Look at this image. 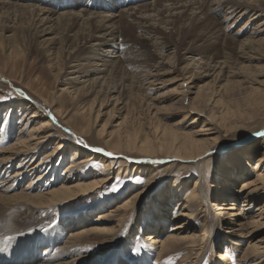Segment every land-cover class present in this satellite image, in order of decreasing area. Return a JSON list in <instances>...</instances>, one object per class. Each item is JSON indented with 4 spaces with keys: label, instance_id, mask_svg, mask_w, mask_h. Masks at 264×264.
I'll return each mask as SVG.
<instances>
[{
    "label": "rangeland",
    "instance_id": "obj_1",
    "mask_svg": "<svg viewBox=\"0 0 264 264\" xmlns=\"http://www.w3.org/2000/svg\"><path fill=\"white\" fill-rule=\"evenodd\" d=\"M150 2L153 0H142L139 3L133 1V4H123V6L119 4L118 14L133 5L138 6ZM262 2L264 3V0ZM213 16L218 17L215 14ZM153 23L156 26L159 25L157 20ZM240 25L241 23H238L237 27ZM142 33L145 34L141 31L136 34L140 43L135 45V49L149 51V58L147 62L139 64V67L135 66L134 60H131L132 52L135 49L121 48L122 50L116 53L115 48L106 47L105 52L109 51L106 57H109L110 54L112 56L110 60L118 59L117 56H123L124 65L129 64L125 70L130 75L140 77L139 80L142 81L144 89H147L146 95L137 92L131 99L123 100L124 98L121 97L118 100L117 92H109V89L114 86H116L114 90L117 89V82L115 81L113 84L101 82L100 86L96 87V91L100 92L99 100H103V106L100 108L98 106L100 102L97 100L92 115H96L93 114L94 111L100 108L99 118L96 122L93 121L95 123H92L91 130L87 135H81V128L87 125L88 118H92V116L86 113L84 121L81 116L76 115H81L83 109L89 107L94 95L88 91V83L84 84V79L73 86H70L72 84H63L65 63L68 61L63 59V55L58 60H52L53 56L49 53L43 54L42 47L29 53L28 44L24 43L20 44L24 49L23 54L17 57L10 54L8 57L7 50L0 48V74L2 73L6 78L0 79V146L4 149L10 147L12 142H15L16 138L23 134L21 131H26L23 128L32 129L47 118L52 123L47 130L52 129L54 135L46 149L38 153L31 163L25 161L20 168V161L16 160L13 163L15 169L20 170L19 173H21L16 187L18 188L20 185H22V189L25 187L34 189L35 187L33 193H36L37 189L45 192L46 187H59L65 182L72 184L81 179L93 181L97 175L102 173L103 177L109 176H106L107 180L101 182L97 190L83 194L73 201L58 204L55 209L45 212L47 218L45 220L48 221L36 226L34 231H29L25 241L20 242L30 244L32 240L28 237H35L38 232L59 229L63 233L60 246L55 247L54 250H51V247L47 248L50 249L47 253L53 254L55 250L64 246L70 238V232L75 229L108 223L110 226L116 227L115 234H118V239L116 243L109 245L110 248L103 255H100L104 247L102 241L108 235L89 234L84 236V241L77 242V246L75 245V251H82L81 253L86 258L91 256L90 258L93 259L91 264H190L192 257L196 254H201L196 264H245L241 260L243 251L254 243L262 246L264 244V188H260L257 195L251 198L239 196L245 184L257 180L258 172L264 173V167L260 171L254 168L259 159L264 158V135H256V133H264V102L252 104L249 101L251 85L248 82H243L241 87L229 91L226 88L219 89L207 85L212 77L205 76L204 78L207 72L200 68L201 65L196 60H191L192 56H189L188 60H178L180 53L176 48L171 46L155 49L142 37ZM10 57L11 59H9ZM262 61L254 64L262 67L264 60ZM147 72L153 74L146 77L144 75ZM259 78L264 80L262 76ZM33 82L36 85L33 86ZM70 87L72 89L81 87L82 91L74 95ZM126 88L130 90L128 85ZM198 88L203 89L201 92L205 96L200 98L198 103L200 109L198 112H192L191 117L187 114L190 112L189 109L194 102L193 99L197 95ZM39 91L46 92V98L51 97L52 100L63 94V100L67 103L64 109L67 112L62 117H58L54 109L45 106L44 100L39 96ZM106 94L108 96L105 100ZM203 99L205 100L203 101ZM28 102L34 106L29 108L26 106ZM83 106L84 108H82ZM35 108L45 116H32L36 111ZM228 108H231L236 114H227ZM112 112L113 115H110ZM164 124L165 127L192 130V132L200 131L207 124L215 131L209 135L202 134L199 137L205 139L218 137L216 145L202 160L203 162L197 165L192 160H175L161 154L149 156L141 155L138 151L118 152L111 149L106 135L100 136L98 133L103 125L108 132L122 131L123 128L125 130L129 126L132 130L139 131L142 137L145 133L155 137L161 135L160 131L164 128ZM59 141H62L61 143L65 146L64 151L56 155L53 160L45 161V164L39 168L43 154L53 152ZM79 141H83V143H79ZM76 145H80L84 149L81 154L82 158L85 157V153L93 152L96 148L104 149V152L97 153L108 159L111 169L105 166L103 159L96 158L81 164L73 172L66 171L72 164L73 149ZM108 152H112L114 155L108 156ZM32 163L34 164L31 165ZM152 168L155 170V175L147 176V170ZM68 174L70 176L66 179ZM234 178L238 179V183L232 185L231 179ZM149 179L152 180L148 185ZM175 180L183 184L180 187L182 192L180 191V195L174 200H170L172 198L170 189ZM196 181L200 197L196 201L186 202V196L189 194L188 189L192 188ZM12 182L1 183L0 191H4V188ZM231 185L233 189H227ZM256 185L262 187L259 183ZM43 188L44 190H42ZM113 188L117 190L113 191ZM135 191L141 192V196L137 198V203L130 211L129 217L121 225L117 220L119 219L117 213L106 218L100 217L116 210ZM13 192L15 191L9 193ZM181 198L182 201L179 203ZM224 199H229L228 202H236L237 208L224 210V214L220 215L216 202H222ZM173 203H178V205L174 206ZM182 203L184 204L180 206ZM186 205L188 206L186 210L192 212L193 216L180 218L182 209ZM16 207L12 211L13 214L16 213L15 211L22 212L27 208L26 205L22 207L16 205ZM82 213H85L86 216L80 224L79 219ZM183 219L190 225V229H184V234L188 232L200 234L204 229L206 230L205 240L202 242L204 249L195 250L193 254H190L186 249L169 252L164 254L161 260H157V253L151 252V245L145 239L146 235L154 230L161 233L163 231L161 229L164 228V232L161 234L163 236L171 231L174 224L183 221ZM241 221L248 223L249 232L247 231L246 236H243L242 241H239L241 242L240 246H234L232 242L237 239V236L232 233L231 226L234 225L237 229L236 224ZM45 249L46 247L43 245L37 259H30L28 262L23 260V264H39ZM87 263L84 261L81 264ZM262 264H264V260Z\"/></svg>",
    "mask_w": 264,
    "mask_h": 264
},
{
    "label": "bare ground",
    "instance_id": "obj_2",
    "mask_svg": "<svg viewBox=\"0 0 264 264\" xmlns=\"http://www.w3.org/2000/svg\"><path fill=\"white\" fill-rule=\"evenodd\" d=\"M133 1L139 3L142 0H122L126 5L133 4ZM119 8L120 5L117 0H0V48L7 50L8 57L10 54L17 57L24 53V49L20 44L27 43L29 53H33L42 47L43 54L49 53L53 56L52 60H58L61 55H63V59L68 60L65 63L63 84H72L70 86H73V84L81 82V79H84V84L88 83V91L94 95V99L88 108L82 107L84 109L80 113L81 115L76 116H81L85 121V115L88 113L92 118L89 117L87 125L81 128V135H87L91 130L93 121L96 122L99 118V109L103 106V100H99L100 92L96 91V87H99L101 82L107 84L117 82V89L114 90L116 86L112 88L113 91L108 89L110 93L117 92L118 100L121 97L124 98L123 100L131 99L137 92L146 95L147 89H144L142 81L139 80L140 77L130 75L125 70V67L129 64L124 65L123 56H117L118 59L110 60L112 57L110 54L109 57H106L109 51L105 52L106 47L115 48L116 53L122 50L121 48L135 49V45L137 46L140 43L136 36L139 31L145 32V34L142 33V37L155 49L171 46L176 48L180 53L178 54V60H188L189 56H192L191 60H196L201 65L200 68L207 72L204 78L205 76L212 77L207 85L219 89L226 88L229 91L241 87L243 82H248L251 85L249 101L252 104L264 102V80L259 78L260 76L264 77V65L262 64L261 67V65L254 64L264 60V3L262 0H153L150 3L133 5L118 14ZM214 14L218 17L215 18ZM155 20L159 22L158 26L153 23ZM238 23H241L239 27H237ZM181 51H183V54ZM132 55L131 60H134L135 66L139 67V64L148 61L149 51L135 49ZM151 74L153 73L147 72L144 76L149 77ZM0 79H6L2 73ZM32 85L36 84L33 82ZM127 85L130 90L126 88ZM70 89L74 95L82 91L81 87H73V89L70 87ZM201 90L203 89L200 88L197 91V95L193 99L194 102L189 109L190 112L187 114L188 116L192 117L191 113L198 112V109H200L198 103L200 98L205 96ZM39 96L44 100L46 107L55 110L58 117H62L67 112L64 109L67 103L63 100V94L53 100L51 97L46 98V92L44 91H39ZM107 96L106 94L105 100ZM102 97L104 96L102 95ZM109 98L110 96L108 101ZM97 100L100 102L99 105L97 104L100 108L94 111L93 114L96 115L93 116L92 112ZM26 106L31 108L34 104L31 105V102H28ZM35 110L32 116H45L39 112V109L35 108ZM113 112L110 115H113ZM226 113L236 114L231 108H228ZM39 124V126H34L29 130L26 127L23 128L26 131H21L23 134L20 137L18 136L10 147L4 149L0 146V180L2 179L0 184L13 181L4 188V191H0V264H23L25 260L27 262L30 259L35 260L40 255L43 245L46 249L41 255L42 261H39V264H81L84 261L91 264L93 261L90 258L91 256H88L87 260L81 253L82 251H75L76 243L84 241V236L89 234L108 235L102 241L104 247L102 246L103 251L100 255H103L110 248L109 245L116 243L118 239V234H115V226L105 223L103 225H93L89 228L79 227L78 230L75 229V231L70 232V238L64 246L55 250L53 254H48L47 252L50 249L47 248L51 247V250H54L55 247L60 246L63 233L59 229L38 232L35 237H28L32 240L30 244L20 242L25 241L26 234L29 231H34L36 226L45 224L48 221L45 220L47 219L45 212L55 209L58 204L73 201L83 194L97 190L100 183L107 180V175L103 177L101 176L102 173L99 176L97 175L93 181L81 179L72 184L65 182L59 187H46L45 192L37 189V192L33 193L35 187L34 189L32 187L22 189V185L17 188L21 173H19L20 170L15 169L13 163L16 160L20 161L19 168L25 161L31 163L38 153L46 149L54 136L52 129L47 130L52 124L50 119H43ZM105 125L98 133L100 136L106 135L108 137L107 141L112 150L118 152L138 151L141 155L149 156L161 154L175 160H192L197 165L201 164L202 160L213 150L218 139V137L214 139L199 137L202 134L209 135L212 131H215L207 124L200 131L194 132L192 130H182L181 128L165 127L164 124V128L160 129L161 135L155 137L146 133L142 137L139 131L132 130L127 125L125 130L122 127V131L108 132L105 130ZM61 142L59 141L55 145L53 152L43 154V160L39 162V168L45 164V161L53 160L56 155L64 151L65 146ZM83 150L80 145L74 147L72 164L66 171L71 170L73 172L81 164L88 163L96 158L103 159L105 166L111 169L108 159L95 151L85 153V157L82 158ZM262 158L254 167L255 170L260 171L264 167V158ZM147 172V176L152 177L155 175L153 168L148 169ZM69 176L70 174L66 175V179ZM151 180H148V185L151 184ZM231 180L232 185L238 183L237 178ZM255 182L261 184L262 187L256 185ZM255 182L245 184L239 196L251 198L257 195L259 189L264 188V173L258 172ZM182 185L178 180L173 181L170 189L172 192L170 200H174L180 195ZM232 185L227 189L232 190ZM183 187L185 188V186ZM12 191L15 192L9 193ZM188 192L186 202L199 199L200 190L197 181L192 188L189 187ZM140 196L141 192L135 191L116 210L111 211L108 215L105 213L100 217L106 218L117 213L116 215H119L117 220L121 225L129 217L130 211L136 205L137 198ZM228 200L224 199L222 202H216L220 215L224 214V210L237 208L236 202H228ZM181 201L182 198L178 202L181 203ZM16 205L21 207L26 205L27 208L22 212L15 211L16 213L13 214L12 211L17 208ZM173 205L177 206L178 203H173ZM187 207L186 205L182 209L180 218H191L193 216L192 212L186 210ZM233 214L236 215L237 213ZM85 216V213L80 214V224ZM236 225L238 226L237 229H235L236 226H231L233 228L232 233L237 236L232 244L240 246L241 242L239 241H242V237L246 236L245 233H247L249 226L247 222L243 221ZM189 226L188 221L183 219V221L174 224L171 231L163 236L161 234L164 232V228L161 229L163 230L161 233L154 230L146 235L145 239L151 245V252L157 253V260H161L164 254L169 252L186 249L190 254H193L195 250L204 249L202 242L205 240L206 230L204 229L200 234L191 232L184 234L185 230L190 229ZM7 237L13 239H7ZM160 237L162 238L160 239ZM200 255H194L190 264H196ZM81 257L84 258L81 259ZM73 258L74 260H72ZM263 258L264 244L262 246L254 243L243 251L241 260L245 264H262Z\"/></svg>",
    "mask_w": 264,
    "mask_h": 264
},
{
    "label": "snow or ice",
    "instance_id": "obj_3",
    "mask_svg": "<svg viewBox=\"0 0 264 264\" xmlns=\"http://www.w3.org/2000/svg\"><path fill=\"white\" fill-rule=\"evenodd\" d=\"M20 94L23 95V93H20ZM256 135H264V133H256ZM79 143H83V141H79ZM94 151H96V152H104L105 150L102 149V148H96V149H94ZM107 155L108 156H113L114 153L108 152ZM116 190H117L116 188H113V191H116ZM7 239H13V238L12 237H7Z\"/></svg>",
    "mask_w": 264,
    "mask_h": 264
}]
</instances>
